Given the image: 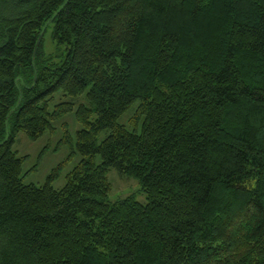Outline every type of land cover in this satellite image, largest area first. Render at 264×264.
I'll list each match as a JSON object with an SVG mask.
<instances>
[{
	"label": "trees",
	"instance_id": "trees-1",
	"mask_svg": "<svg viewBox=\"0 0 264 264\" xmlns=\"http://www.w3.org/2000/svg\"><path fill=\"white\" fill-rule=\"evenodd\" d=\"M65 2L0 0V264H264V0H70L34 58ZM71 113L66 185H25L15 137Z\"/></svg>",
	"mask_w": 264,
	"mask_h": 264
},
{
	"label": "rangeland",
	"instance_id": "rangeland-1",
	"mask_svg": "<svg viewBox=\"0 0 264 264\" xmlns=\"http://www.w3.org/2000/svg\"><path fill=\"white\" fill-rule=\"evenodd\" d=\"M43 52L47 57H52L54 62L60 60L62 51L52 38V30L49 29L44 37ZM69 101L61 94L54 96L50 103V111L54 110V105L59 102ZM80 104H86L84 98H80L75 103V108ZM135 108L120 119V123L129 130H133L129 121L133 116ZM52 131L48 130L37 140H31L28 136L21 133L15 137V143L12 147L17 158L22 160V180L25 185H34L38 188L43 187L51 177L52 173L59 169V177L51 182L55 190H61L67 183L68 175L73 171L81 161V154L77 150L76 133L81 129L78 124L75 113H71L60 120L52 122ZM68 131L72 138V145H61V141ZM98 164L100 158L96 159ZM108 181L111 185L109 202L128 199L130 197L142 205L147 203V196L142 191L139 180L135 178L121 177L118 172L111 169L108 172Z\"/></svg>",
	"mask_w": 264,
	"mask_h": 264
},
{
	"label": "water",
	"instance_id": "water-1",
	"mask_svg": "<svg viewBox=\"0 0 264 264\" xmlns=\"http://www.w3.org/2000/svg\"><path fill=\"white\" fill-rule=\"evenodd\" d=\"M70 2V0H66V2L63 4V6L60 8V10L54 15V17L44 26L42 32H41V35L39 37V40L37 42V46H36V49H35V53H34V58H35V55H36V52L38 50V47L39 45L41 44L42 40H43V37L45 35V32H46V29L47 27L49 26V24L55 19V17L59 14V12ZM18 81H21L22 82V85L24 86L23 84V81L22 79H18ZM35 82H36V73H35V81H34V84L32 87H34L35 85ZM25 87V86H24ZM19 88V91H20V100H19V103L18 105L16 106L15 109L12 110V112L10 113V115L8 116L7 120H6V138L5 140L0 144V147H2L3 145H5L8 140H9V137H10V133H9V128H8V121H9V118L11 117V115L14 113V111L20 106L21 104V101H22V88L18 87Z\"/></svg>",
	"mask_w": 264,
	"mask_h": 264
}]
</instances>
